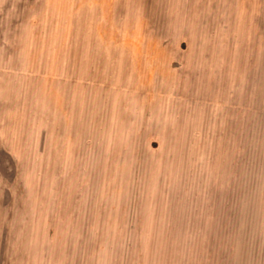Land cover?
Here are the masks:
<instances>
[{
    "label": "rangeland",
    "instance_id": "374dc122",
    "mask_svg": "<svg viewBox=\"0 0 264 264\" xmlns=\"http://www.w3.org/2000/svg\"><path fill=\"white\" fill-rule=\"evenodd\" d=\"M0 264H264V0H0Z\"/></svg>",
    "mask_w": 264,
    "mask_h": 264
}]
</instances>
